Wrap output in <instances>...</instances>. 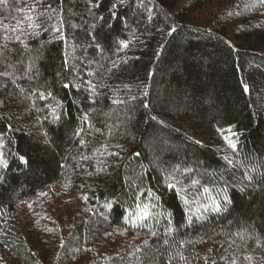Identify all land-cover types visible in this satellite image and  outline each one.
<instances>
[{"label":"trees","instance_id":"16d2710c","mask_svg":"<svg viewBox=\"0 0 264 264\" xmlns=\"http://www.w3.org/2000/svg\"><path fill=\"white\" fill-rule=\"evenodd\" d=\"M0 153V264H264V3L0 0Z\"/></svg>","mask_w":264,"mask_h":264},{"label":"snow or ice","instance_id":"6c2138e0","mask_svg":"<svg viewBox=\"0 0 264 264\" xmlns=\"http://www.w3.org/2000/svg\"><path fill=\"white\" fill-rule=\"evenodd\" d=\"M261 3H264V0H261ZM28 19L31 20V17H28ZM30 26H32V25H30ZM173 31H175V30L173 29ZM70 86H71L70 84H65V85H64L65 88H68V87H70ZM245 91H246V92L248 91V88H247V87H245ZM48 95H51V94L49 93ZM39 98H40V99H45V98H46V97H45V94H44L43 92H41V93L39 94ZM56 119H59V117H56ZM226 141H227L229 147H230L233 151H236V147H237L236 144H235L231 139H229V138H226ZM19 159H20V161H21L22 163H25V164L28 163V161H27L23 156H21ZM0 165H2L4 168H8V164H7V162L4 160V158H3V154H2V153H0ZM224 202H225V203H229L230 201H228L227 199H225ZM212 207H213L214 211H216V212L221 211V205L215 203V201L213 202ZM149 215H150V213H148V212L145 210V211L142 213V215H141L140 217H138V219H147ZM182 258H183V257H182ZM245 259H247V260H251L252 258H251V257H245ZM233 264H235V261H233Z\"/></svg>","mask_w":264,"mask_h":264}]
</instances>
